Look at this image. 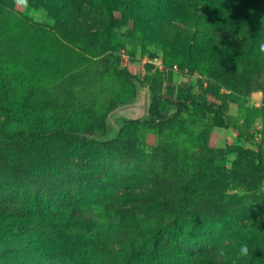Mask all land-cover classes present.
<instances>
[{
	"label": "rangeland",
	"instance_id": "374dc122",
	"mask_svg": "<svg viewBox=\"0 0 264 264\" xmlns=\"http://www.w3.org/2000/svg\"><path fill=\"white\" fill-rule=\"evenodd\" d=\"M127 1L113 23L102 0H27V6L0 0V75L6 103L19 116L7 123L0 115V264L16 251V240L62 220L58 247L65 245L66 254L57 264H218L220 248L231 264L242 243L250 252L239 264H262L264 54L253 43L250 52L237 46L232 55L198 56L191 69L177 19L143 35ZM237 14L231 31L245 25L244 10ZM211 18L207 30L221 40L224 19ZM254 30L264 41V24ZM137 85L147 103L150 94L178 95L180 88L200 95L219 109L224 125L206 108L179 121L168 120L171 110L163 128L122 132L124 120L111 139L109 114L133 101ZM66 128L89 146L74 150L60 141L64 156L49 161L47 145L58 142L50 136ZM28 130L50 138L28 143L15 137ZM20 155L38 169L18 185ZM198 170L208 184L200 194ZM26 202L30 211L19 213ZM42 207L52 209L51 220L39 218Z\"/></svg>",
	"mask_w": 264,
	"mask_h": 264
},
{
	"label": "trees",
	"instance_id": "16d2710c",
	"mask_svg": "<svg viewBox=\"0 0 264 264\" xmlns=\"http://www.w3.org/2000/svg\"><path fill=\"white\" fill-rule=\"evenodd\" d=\"M129 1L131 4L130 6H127V13L129 14V18L132 19V21L135 23L138 31H142L143 35L147 33H152L153 35H155L156 31L159 29V26L163 23V20H169L170 18L177 19V21L180 23L179 30L184 37V41L181 42L183 48V57L189 60L188 65L191 69H197L198 65L195 62L197 61L198 56L201 58H208L205 56L208 52L210 53L211 57L217 55L220 52L222 54L232 55L237 46H240L239 49H247L248 52H250L252 48L249 47V45L253 43L254 45L258 46L259 35L261 34V32L255 33L254 29L259 31L260 26L264 24V4L261 2L263 0ZM102 3L106 5L104 7L106 10L105 13L109 15L113 21L114 12L118 10H124L128 1L102 0ZM172 4H175V6L171 7ZM238 9L244 10L245 16L243 17L241 22L245 25L243 27H235L232 25L233 27H235V29L231 31L229 30V26H231L232 23L231 19L237 18L239 16L237 14ZM209 16L221 17L224 19V24L222 26L221 32H223L225 35L222 36L221 40H219V38L214 35L213 29L210 28L207 30V26H210L214 20ZM187 21L189 22L188 26H181L182 22L186 23ZM112 27L113 24L106 30V33L108 35H110V32L112 31ZM231 34L234 35V41H231L229 39ZM248 34H250L252 38L248 37ZM251 66L253 65L248 64L249 68H251ZM3 82V77L0 75V115L4 117L5 122L13 123L19 119V116L6 103L8 99V90L6 89ZM179 91L180 92L178 93V95L150 94L145 116H143V118L140 120H126L121 131L124 132L127 131L128 128H138L140 126L148 127V129H155L158 127L163 128L164 126H166L164 125L166 123L165 119L168 118V113L171 110H175V112L172 116H169L168 120L179 121L183 114H191L192 112H196L198 110V107L206 108L214 112L219 122L224 125L223 118L217 107L207 104L206 101L202 97H200V95L193 94L188 90H183L182 88H180ZM105 132V129H103V135H105ZM55 134L56 136L53 134L50 137H55V139L52 141L58 142L54 144L55 146L49 147L47 145L48 150H46V154L49 161L53 159V154L57 156V158H59V156H61L62 154L64 156L65 153H62L63 150L59 145L60 141L61 144L67 143L69 145H72L74 147V150L80 149V147L89 146V143L84 139V137L82 138L78 136L79 132H70L66 128L64 130L55 131ZM110 135L111 131L108 137H110ZM15 137H17L19 141H27L28 143H32L37 140H40V143H43L47 142V140L50 138H47V133H35L34 131L29 130L18 131ZM70 137H72L73 139L69 140ZM247 151H249V149H247ZM20 157L21 155L17 157L18 160L15 163L16 171L14 173V179L18 181V185H21L20 182L26 181L27 177L29 178L38 169L37 166L31 167L27 162L21 160ZM85 158L87 157L84 156V159ZM260 164L264 169V162ZM208 168L209 166L204 165V167H201V170H207ZM206 170L205 172L207 174ZM196 173L197 174L194 177V186L196 187L195 192H198L200 194L202 190L208 188V184L205 183V176L199 170ZM30 206L31 205L26 202L24 208L23 206H20L17 210L19 213L23 214L24 212H26L25 210H27ZM51 211V208L42 207L38 212V214H40L39 218H45L50 214ZM16 217L14 216L13 219L17 222ZM50 218L51 217L48 216V220H51ZM54 222L55 221L46 223L44 225L45 227H43L44 229H40V231H37V233L33 231L29 232L28 234L26 233L24 235V240L20 242L16 240L14 243L16 245V251H14V253L13 251H11L9 252L10 254L7 257H3V262L5 264H17L15 262L17 261L19 264V257L20 259L28 260L29 263L26 264H57L58 262H60L59 260L66 254V252H64L65 245L63 248L58 247L65 238L64 232L66 226L64 220H62L58 223V225L51 227ZM3 227H5L4 223L0 225V229ZM248 232L250 233L252 231L248 230ZM252 235L254 236V234ZM260 236H262L261 233ZM260 240L263 244V247H260V250H262L264 249V240H262L261 238ZM88 244L89 243L86 242L83 245ZM95 246L97 245H93V247ZM67 264H69V260H67ZM72 264H74L73 261ZM262 264H264V262Z\"/></svg>",
	"mask_w": 264,
	"mask_h": 264
},
{
	"label": "water",
	"instance_id": "95a60500",
	"mask_svg": "<svg viewBox=\"0 0 264 264\" xmlns=\"http://www.w3.org/2000/svg\"><path fill=\"white\" fill-rule=\"evenodd\" d=\"M147 111V94L139 86H136V97L130 104L119 106L109 114L107 125L111 129L110 138H115L119 134V130L123 124V120L135 121L142 118ZM115 115L121 117L115 123H110V119Z\"/></svg>",
	"mask_w": 264,
	"mask_h": 264
},
{
	"label": "clouds",
	"instance_id": "9594fccd",
	"mask_svg": "<svg viewBox=\"0 0 264 264\" xmlns=\"http://www.w3.org/2000/svg\"><path fill=\"white\" fill-rule=\"evenodd\" d=\"M17 5L27 6V0H15ZM259 52L264 54V41L258 44ZM249 247L246 243L240 244L238 251L231 257V264H239L240 261L244 260L249 256ZM218 264H225L228 260V254L223 248L217 250Z\"/></svg>",
	"mask_w": 264,
	"mask_h": 264
}]
</instances>
